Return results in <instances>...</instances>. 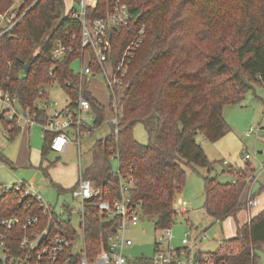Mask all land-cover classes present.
Here are the masks:
<instances>
[{"label":"trees","instance_id":"trees-1","mask_svg":"<svg viewBox=\"0 0 264 264\" xmlns=\"http://www.w3.org/2000/svg\"><path fill=\"white\" fill-rule=\"evenodd\" d=\"M35 1L15 26V36L0 39V63L13 92L23 105H32L40 89L54 80L73 98L82 87L96 115L95 128L101 126L107 109L74 74L76 53L52 60L58 39L80 35L79 22L67 11L68 0H28V5ZM113 1L98 0L93 15H104ZM122 1L134 20L113 33L116 57L142 26L145 37L124 79L127 86L120 99L118 131L113 126L111 133L98 141L96 155L103 154L109 161L114 153L119 154V172L133 178V199L141 203L143 215L153 218L158 229L175 224V199L186 184L187 169L196 166L208 169L204 177L207 214L215 221L236 216L244 207L241 197L253 164L229 167L227 172L234 177L231 181L211 177L216 162L210 161L197 137L202 135L213 143L222 139L230 132L224 117L226 105L242 103L255 85L264 86V0ZM11 3L0 0V12ZM29 61L32 64L26 73ZM150 118L156 119V128L149 129V142L144 145L136 139L134 127ZM19 132L14 129L7 137L13 139ZM51 152L45 134L43 158ZM84 173L101 190L96 202L119 196L118 177L110 166L102 181L88 170ZM263 188L264 183L256 194ZM23 208L18 193L0 197V220ZM118 224L117 218L105 219L97 206L89 208L87 254L106 248L107 238L117 231ZM259 249H264V210L250 223L239 225L237 235L224 240L213 253L218 264H256Z\"/></svg>","mask_w":264,"mask_h":264},{"label":"built area","instance_id":"built-area-1","mask_svg":"<svg viewBox=\"0 0 264 264\" xmlns=\"http://www.w3.org/2000/svg\"><path fill=\"white\" fill-rule=\"evenodd\" d=\"M36 2L28 5V0H12L11 5L0 12V39L15 36V26ZM97 8L98 0H75V6L69 13L79 22L80 35L58 39L52 49V60L58 61L75 52L76 60L81 61L82 67L79 71L73 68L74 74L81 84H85L87 91L95 96L91 90L93 80L100 79L97 81L104 83L109 91L111 111L115 114L111 122L117 132L120 99L127 86L124 79L129 63L144 40L145 26L138 30L122 54L116 57L113 33L127 27L134 20V16L122 0H114L104 15H93ZM50 74L53 76L54 71ZM9 81L10 77L4 73L0 63V119L8 125L4 135L7 137L14 129L21 131L40 124L49 136L52 152L63 155L71 146H75L81 156L82 137L92 135L96 129V115L90 99L82 92V87L78 97L73 98L70 92L54 80L40 89L39 96L32 105H23ZM57 85H61L68 96V103L64 107H60V103L51 98L52 87ZM67 85L71 87L72 81L69 80ZM85 114L88 118L91 117L92 124ZM260 132L261 127H250L246 136L251 137ZM113 156L118 158L119 154L116 152ZM252 157V154L247 153L243 159L251 163ZM223 163L230 165L228 160ZM253 167L254 171L247 179L243 202L249 223L254 218V208L259 204L256 186L262 181L264 163L259 162L257 167ZM115 174L118 177L119 196L114 200L102 199L96 202L94 199L100 195V188L85 176L82 169L79 171L71 194L73 199L82 202V208L77 211L81 216L80 226L84 234L80 247V235L75 229L71 218L73 210L69 205H62L57 209L44 201L34 185L24 182L12 186L0 185V197L18 193L21 203L24 204V208L16 214L0 220V264H218L213 252L201 249L208 234L198 228L195 236L192 235V230L185 232L180 247L172 245V227L160 229L163 234L156 241L154 255L150 258L129 260L124 249L132 246L134 242L126 236L125 230L139 223L143 211L141 203L135 201L131 195L133 178L124 176L119 170ZM174 203L178 214L187 213V203L184 200L177 197ZM92 206H97L105 219L117 218L119 224L117 231L108 236L106 248H102L95 255H88L85 221Z\"/></svg>","mask_w":264,"mask_h":264},{"label":"rangeland","instance_id":"rangeland-1","mask_svg":"<svg viewBox=\"0 0 264 264\" xmlns=\"http://www.w3.org/2000/svg\"><path fill=\"white\" fill-rule=\"evenodd\" d=\"M75 6V0H68L67 11ZM72 67L81 70V61L76 60ZM100 80V79H97ZM93 80L91 90L95 97L106 107V120L97 127L92 135L82 137L81 156L77 148L71 146L68 152L58 155L54 152L46 157L42 156L45 132L40 124H36L31 129L25 128L10 139L4 135V122L0 119V185L12 186L15 183L24 182L34 185L37 192H40L44 201L60 209L62 205H69L73 210L71 218L75 229L80 235L78 247L82 245L84 238L81 230V216L77 211L82 208L79 199H73L71 189L76 185L79 171L82 169L90 171L95 179L104 180V171L108 166L114 172L119 170V159L109 157V161L103 154L95 153L98 141L106 138L112 131L111 120L114 112L110 107L109 91L101 81ZM46 88H49L48 86ZM52 100L60 103V107L67 105L68 96L61 85L52 87ZM85 117L88 118L87 114ZM224 117L230 126V132L222 139L213 143L203 141V136L199 135L197 141L203 147L212 162H216L211 171V177H219L222 182L231 181L233 175L227 172L229 165H225L223 160H228L230 165L235 167L243 166L247 163L243 159L245 154H252L250 162L257 167L259 162L264 163V86L255 85V89L250 91L246 99L239 104H229L224 108ZM90 124L93 123L91 117L88 118ZM156 119L150 118L146 122H140L134 127V135L141 144H148L149 129L156 128ZM6 126L8 127L7 123ZM250 127H261L258 135L246 136ZM256 155V156H255ZM257 157V158H256ZM188 176L186 184L178 195L187 203L188 214H178L175 224L172 226L174 247L182 246V240L186 231L192 230V235H196L198 230L209 228L206 232L208 239L202 244V250L215 252L222 245L224 238L223 229H226L225 222H217L211 218L204 209V177L208 175L205 167H195L187 169ZM260 186L264 181L261 177ZM60 186L65 191H60ZM141 220L137 225H132L125 230L127 237L134 242L132 246L124 249L129 260L139 258H150L156 250V241L162 236L163 231L156 228L155 220L141 215ZM256 264H264V249L257 250Z\"/></svg>","mask_w":264,"mask_h":264},{"label":"crops","instance_id":"crops-1","mask_svg":"<svg viewBox=\"0 0 264 264\" xmlns=\"http://www.w3.org/2000/svg\"><path fill=\"white\" fill-rule=\"evenodd\" d=\"M205 140L206 139L203 137V141H205ZM202 146H203V144H202ZM208 158H209V156H208ZM223 162H224V160H223ZM231 166L232 165H229V167H231ZM233 167H235V166H233ZM262 183H264V181ZM258 188H259V186H258ZM257 195H258V199H259V204L253 210L254 217L264 210V188L262 190L259 189V192H258ZM244 199H245V196L243 195L241 197V202L242 203L244 202ZM188 213H189V210L187 208V213L186 214H188ZM225 221H226V227H225L226 229H223L224 238L222 239V242L224 240L231 239V238L235 237L237 235L239 225H244V224H248L249 223L248 222L247 212H246L244 207L236 214V216H230V217L226 218L225 220H223L221 222H225ZM217 222H219V221H217ZM208 229L209 228H206L204 230L207 231ZM201 249H202V247H201Z\"/></svg>","mask_w":264,"mask_h":264},{"label":"water","instance_id":"water-1","mask_svg":"<svg viewBox=\"0 0 264 264\" xmlns=\"http://www.w3.org/2000/svg\"><path fill=\"white\" fill-rule=\"evenodd\" d=\"M31 64H32V62H31V61H29V62H27V63H26V65H25V72H26V73H28V72H29V70H30V67H31Z\"/></svg>","mask_w":264,"mask_h":264}]
</instances>
